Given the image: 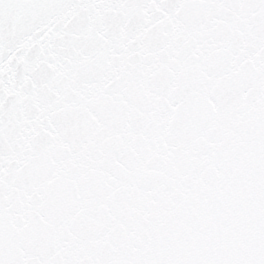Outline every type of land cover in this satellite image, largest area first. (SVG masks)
<instances>
[{"label":"snow or ice","instance_id":"1","mask_svg":"<svg viewBox=\"0 0 264 264\" xmlns=\"http://www.w3.org/2000/svg\"><path fill=\"white\" fill-rule=\"evenodd\" d=\"M0 264H264V0H0Z\"/></svg>","mask_w":264,"mask_h":264}]
</instances>
